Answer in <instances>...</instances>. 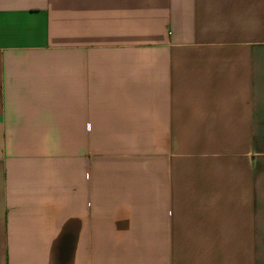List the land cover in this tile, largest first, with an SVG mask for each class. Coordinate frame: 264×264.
<instances>
[{
	"label": "crops",
	"instance_id": "1",
	"mask_svg": "<svg viewBox=\"0 0 264 264\" xmlns=\"http://www.w3.org/2000/svg\"><path fill=\"white\" fill-rule=\"evenodd\" d=\"M0 264H264V0H0Z\"/></svg>",
	"mask_w": 264,
	"mask_h": 264
}]
</instances>
